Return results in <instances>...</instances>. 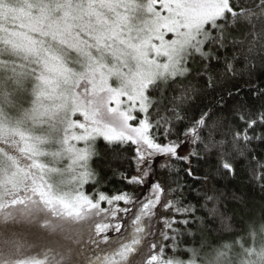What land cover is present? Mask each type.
I'll return each instance as SVG.
<instances>
[{"label": "snow or ice", "instance_id": "6c2138e0", "mask_svg": "<svg viewBox=\"0 0 264 264\" xmlns=\"http://www.w3.org/2000/svg\"><path fill=\"white\" fill-rule=\"evenodd\" d=\"M122 7L113 38L126 49L127 72L103 114L82 110L65 130L75 145L73 175L71 193L58 195L72 216L95 219L100 243L115 242L107 264H225L226 249L188 246V238L211 235L217 214L226 216L222 183L245 173L264 190V78L246 79L255 60L264 63V0H122ZM255 243L245 240L235 256L264 264V248L248 247Z\"/></svg>", "mask_w": 264, "mask_h": 264}, {"label": "rangeland", "instance_id": "374dc122", "mask_svg": "<svg viewBox=\"0 0 264 264\" xmlns=\"http://www.w3.org/2000/svg\"><path fill=\"white\" fill-rule=\"evenodd\" d=\"M36 7L0 11V39L23 60L8 70L13 83L35 93L27 115L0 111V264H107L115 242L100 243L95 219L72 216L58 193H71L75 145L65 130L82 110L103 114L127 72L126 49L113 38L122 0H67L59 14Z\"/></svg>", "mask_w": 264, "mask_h": 264}, {"label": "trees", "instance_id": "16d2710c", "mask_svg": "<svg viewBox=\"0 0 264 264\" xmlns=\"http://www.w3.org/2000/svg\"><path fill=\"white\" fill-rule=\"evenodd\" d=\"M64 2L67 3V0H0V11L5 9V7L8 10H13L21 5H33L37 7L39 5H46L50 7L48 9L52 12L59 14L61 13V8L58 7ZM240 2L245 6H251L254 3H258V0H240ZM5 19L7 20V17ZM2 24L3 19L0 13V26ZM15 53L17 51L0 39V111L7 108V112L12 118L27 115L35 99V93L32 90L30 95L27 94L30 88L27 92H24L13 83L15 76L8 70L12 67L16 66L18 68L23 65L22 58L18 55L17 57L14 56ZM253 63L255 66L248 70L251 72V76L246 78L249 84L256 83L258 79L264 78V63L259 59ZM30 71L35 75L36 80V71L33 68ZM228 88L231 90V85ZM211 99L212 97L208 96L203 102L208 103ZM96 148L98 153H105V143L102 139L97 140ZM110 158H112L110 153L105 156V159ZM113 167H118V165L113 164ZM221 186L225 189L226 195L221 208L226 213V216L217 214L216 231L212 232L211 235H208L206 232L200 233L198 234L199 239H194L190 236L188 238V246H197L200 243H204L206 245L212 244L213 247L224 248L229 253V257L225 259V263L241 264L242 261L248 258H237L235 256V249L244 246L245 240H248L250 237L256 240L254 245H248L249 248L255 249L254 251L264 248V234L261 231L262 226H264V190L251 181L250 177L245 173L240 174L230 183H222ZM232 192H235L240 199H233L230 195ZM181 247H184L183 242H181ZM166 254L170 253L166 250Z\"/></svg>", "mask_w": 264, "mask_h": 264}]
</instances>
